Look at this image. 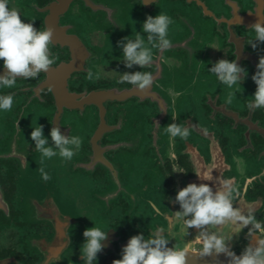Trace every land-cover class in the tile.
<instances>
[{"label":"flooded vegetation","instance_id":"obj_1","mask_svg":"<svg viewBox=\"0 0 264 264\" xmlns=\"http://www.w3.org/2000/svg\"><path fill=\"white\" fill-rule=\"evenodd\" d=\"M9 7L37 30L53 29L55 63L0 89L14 98L0 113V264H84L83 232L95 224L108 231L98 264H113L132 236L157 228L169 247L190 246L188 264H230L224 253L199 258L200 230L168 217L181 210L179 190L203 183L215 191L221 178L239 193L234 207L264 219V109L247 107L264 56L252 30L264 0H9ZM160 13L173 20L172 46L153 48L143 69L127 68L118 42L138 31L147 44L142 24ZM221 59L248 72L233 89L208 71ZM88 69L101 78L88 80ZM136 71L153 74L151 88L119 82ZM172 123L190 129L187 140L170 139ZM39 125L49 146L57 127L80 136V150L71 160L42 158L30 136ZM250 227L237 233L229 222L208 231L233 236L227 243L240 256L255 243Z\"/></svg>","mask_w":264,"mask_h":264},{"label":"clouds","instance_id":"obj_2","mask_svg":"<svg viewBox=\"0 0 264 264\" xmlns=\"http://www.w3.org/2000/svg\"><path fill=\"white\" fill-rule=\"evenodd\" d=\"M172 23V18L166 14L160 13L155 17L149 15L142 24V32L147 34V44L144 35L138 31L134 38L125 37L119 41L125 66L131 69L138 65L143 69L153 62V48L160 51L169 49L172 42L168 38V32ZM252 30L255 40L264 42V17L259 16ZM52 37L53 29L37 30L33 23L22 21L20 13L9 7V0H0V69L4 70L0 75V89L13 87L18 78H36L42 71H48L55 63L50 54ZM248 43L253 48L256 47L251 39ZM208 71L228 89H233L248 76L247 70L239 66L236 60L221 59ZM100 78L99 71L88 69V80ZM251 78L257 89L247 107L250 110L264 109V56L259 58L257 71ZM153 81L151 72L136 71L122 74L119 82H126L133 85L134 89L144 92L152 87ZM13 101L11 95H0V113L10 111ZM165 130L170 139L179 137L187 140L190 135L188 127L177 123L169 124ZM30 136L35 150L42 158L59 155L64 160H71L82 145L80 136L66 137L57 127L50 131L54 147L49 146V139L44 135L41 125L34 127ZM39 171L43 180L50 179L43 168ZM237 195L239 193L230 180L219 178L215 191L208 184L190 183L178 191L175 202L180 205L181 210L176 212V216L168 217V222L172 224L179 218L188 229L200 230L196 237L198 242L202 241L197 253L199 258L216 257L224 253L231 258L230 264H264V219H257L252 210L244 212L234 207L233 200ZM154 211L159 212V209L154 208ZM229 222L237 226V233L251 225L247 235L255 243H249L240 256L231 251L227 243L233 236L225 237L208 231V226H217L222 231L223 226ZM83 236L85 242L81 248V256L84 264H98V253L106 246L103 242L108 238V231L95 224L94 227L87 228ZM169 241L163 228L152 230L147 238L142 233L134 235L122 248V258L114 260L113 264H188L190 246L169 247Z\"/></svg>","mask_w":264,"mask_h":264}]
</instances>
